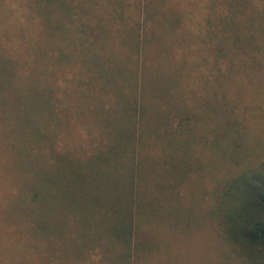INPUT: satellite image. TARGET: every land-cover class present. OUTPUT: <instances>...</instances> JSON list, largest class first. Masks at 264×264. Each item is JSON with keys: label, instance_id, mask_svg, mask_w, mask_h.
Segmentation results:
<instances>
[{"label": "trees", "instance_id": "obj_1", "mask_svg": "<svg viewBox=\"0 0 264 264\" xmlns=\"http://www.w3.org/2000/svg\"><path fill=\"white\" fill-rule=\"evenodd\" d=\"M34 1L43 19L40 35L47 38V137L27 118L19 128L22 138L28 130L29 145L43 159L31 155L28 187L33 231L45 241L47 259L77 262L95 252L113 264H135L158 253L161 228L169 231L168 241L195 227L183 190L206 171L209 155L238 167L214 192L213 232L240 264H264V161L242 167L239 116L264 109V0H207L197 37L208 68L193 85L164 50L156 58L167 65L149 58L162 41V23L165 33L176 28L160 11L165 0L139 3L136 22L118 0L98 6L100 13L96 0ZM83 15H96L95 23L83 24ZM111 38L124 50L110 47ZM75 63L88 76L87 87L111 93L109 108L98 99L94 118L102 115L104 131L90 155L58 146L55 93L61 90L48 79ZM79 74L71 80L77 85L84 81ZM78 97L91 94L79 91ZM34 99L41 105L39 95Z\"/></svg>", "mask_w": 264, "mask_h": 264}, {"label": "rangeland", "instance_id": "obj_2", "mask_svg": "<svg viewBox=\"0 0 264 264\" xmlns=\"http://www.w3.org/2000/svg\"><path fill=\"white\" fill-rule=\"evenodd\" d=\"M107 1L96 0L94 6H97V12L98 6L106 8ZM118 1L124 6V13L135 22L139 3L146 2ZM206 2L165 0L160 11L168 22H176V28L172 34L165 33L167 27L162 23L163 28L157 30L162 35V41L149 51V58L154 59V64L165 66L166 61L156 58L158 52L164 50L165 57H169L172 65L179 68L183 81L189 85L197 82L196 77L206 73L205 67L208 68L204 59L207 58L206 50L201 47L197 37L204 31L208 14ZM81 18L86 25H93L96 21V15H83ZM42 20L35 12L34 0H0V264H113L114 261H107L95 252H88L84 259L77 262L63 258L53 262L51 258L47 259L45 241L33 231L28 186L35 161L30 159L35 154L40 156V161L43 159L29 145L28 130L25 138H22L19 122L26 118L37 122L41 133L47 137V38L40 35V30L43 32ZM117 26H121V22ZM112 33L115 35L114 29ZM109 44L116 52L122 48L124 50L115 42V38H111ZM74 65L70 72L59 70L55 78L48 79L54 88L61 90L55 93L61 102L57 114L60 120L58 146L62 150L82 151L79 154L90 155L89 151L97 146L98 133L104 131L100 124L102 115L94 118L95 108L99 106L98 99L107 100L106 107L109 108L111 93L97 94V89L87 87L85 82L88 80L85 78L88 76L79 74L77 63ZM75 74L83 78V84L77 85L71 81ZM79 91H89L91 97L87 100L79 98ZM37 95L40 96L41 105L35 102ZM246 101L250 103L248 99ZM262 111L239 114L244 122L246 143L241 156L242 167L264 161ZM41 149L45 150L43 156L46 157L47 140ZM207 157L206 171L195 176L183 190L185 211H189L192 217L190 229L195 225L191 230L194 232L179 234L166 241L169 231L161 228L158 234L159 252L141 257L135 264H240L229 255V250L213 232L208 214L214 192L233 174L231 170H238V167H224L215 158Z\"/></svg>", "mask_w": 264, "mask_h": 264}]
</instances>
